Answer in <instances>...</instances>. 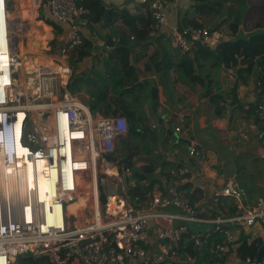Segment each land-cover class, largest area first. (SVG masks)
I'll return each instance as SVG.
<instances>
[{
	"label": "built area",
	"instance_id": "1",
	"mask_svg": "<svg viewBox=\"0 0 264 264\" xmlns=\"http://www.w3.org/2000/svg\"><path fill=\"white\" fill-rule=\"evenodd\" d=\"M139 1L148 3L151 10V36L163 38L184 54L198 47L212 51L225 39L219 30L169 24L162 0ZM9 2L0 0V54L11 58L0 61V115L10 126L19 112L25 115L19 141L28 151L25 159L32 165L33 185L22 194L19 189L23 180L15 172L21 169L17 164L20 155L12 148L5 158L0 154V161H6L14 170L5 175L15 186L6 196L0 171V264H16L19 257L27 256H45L52 264H174L180 263L176 249L183 236L189 235L201 247L215 232L223 240L211 251L213 264H225L230 248L239 241L238 231L264 225V195L255 205L245 206L244 188L237 182L226 185L220 196L232 200L237 211L229 217H201L184 190L176 185L164 187L143 205H133L124 194V178L130 189L136 182L129 177L130 168L114 155L115 144L129 132L127 119L90 113L67 88L71 69L63 59L51 60L61 67L60 72L41 64L25 73L24 85L15 87L18 37L9 17ZM37 8L42 10L41 22L67 28L65 43L56 46L55 51L63 57L78 51L83 44L82 31L89 23L88 11L78 0H38ZM32 85L35 93L30 90ZM253 115L259 126L256 137L264 143V92L255 103ZM179 131L176 127L175 132ZM194 152L191 148L189 155ZM39 167L41 176L51 182L44 198L40 197ZM108 167L115 168L116 174L107 173ZM180 172L190 175L187 168ZM89 183L92 192L87 196L81 222L68 213V204L76 198L78 189H87ZM140 184L150 185L146 179ZM110 201L114 208L107 213ZM54 207L59 208V214L48 217L46 209ZM204 224L211 228L204 229ZM241 264H264V258H246Z\"/></svg>",
	"mask_w": 264,
	"mask_h": 264
},
{
	"label": "crops",
	"instance_id": "2",
	"mask_svg": "<svg viewBox=\"0 0 264 264\" xmlns=\"http://www.w3.org/2000/svg\"><path fill=\"white\" fill-rule=\"evenodd\" d=\"M162 1L169 24H181L184 15L191 12V0ZM101 4L111 17L117 15L116 11L124 14L117 17L110 27L95 25L93 29H84L82 55L76 51L60 59L71 69L70 81L74 84L70 93L88 110L89 102L95 96L92 92H97L94 82L101 80L110 85L114 71L122 77L126 75L124 66L132 69V74L124 81L135 87V93L121 95L128 84L109 87L104 100L99 101L94 112L90 113L94 116L123 115L128 109L135 114L127 120L129 132L115 144L114 155L120 162L125 156L132 157V167L136 171L151 162L156 164L149 178L155 183L150 184L147 198L136 205H143L156 192H163L166 186L176 185L180 189L187 184L190 192L198 191L193 204L200 214L210 218L212 213L218 212L219 216L228 217L229 206L234 203L220 196V190L231 182H237L244 188L245 206L255 205L257 199L264 195V143L256 137L259 126L253 107L264 92V72L258 68L252 74L239 73L240 65L216 67L213 54L206 59L199 55L198 60H194L196 50L184 54L163 38L151 36L150 32L148 42L130 38L128 44L121 46L119 41L123 34L131 32L135 18L147 15L145 8H149L148 3L101 0ZM245 4L244 19L236 37L247 38L264 32V0H246ZM227 7L236 8V5L232 3ZM227 7L220 15L196 16L195 19L203 27L211 29L221 21ZM35 14L39 18L36 23L48 29L46 40H54V48L63 45L67 28L57 24L58 30H54L41 22V9H37ZM220 32L225 39H233L226 26ZM132 40L139 45L130 51L127 47ZM85 88L91 91L86 92ZM153 91L157 103L153 99ZM211 97H215L220 105V114L210 102ZM176 127L180 128L179 132H175ZM134 128L144 139L131 135ZM191 148L195 149L192 156L189 155ZM182 168H187L190 175L183 176ZM106 171L116 173L114 168ZM167 211L173 212L171 208ZM202 227L208 229L210 225ZM153 232H150L151 236ZM238 235V243L241 237L263 240L264 225L238 231ZM237 245L230 248L225 264H239L235 254Z\"/></svg>",
	"mask_w": 264,
	"mask_h": 264
},
{
	"label": "trees",
	"instance_id": "3",
	"mask_svg": "<svg viewBox=\"0 0 264 264\" xmlns=\"http://www.w3.org/2000/svg\"><path fill=\"white\" fill-rule=\"evenodd\" d=\"M16 2H17L16 7H17L18 15L15 17L17 19L27 18L31 21L33 15L35 14V9L37 8L38 0H16ZM191 2H192L191 12L186 13L184 15L181 24L182 25L188 24L194 27H203V25L200 24L195 19L196 16L220 15L225 7L230 6L232 3L236 5V8L227 7V12L225 15H223V17H221V21L211 28L213 30L215 29L220 31V29L223 26H226L228 31L230 32V35L233 36V39L232 38L224 39L212 51L200 47L194 49L196 50L193 53L195 55L194 60H198L199 55L201 56L200 58L206 59L210 54H213V56H215L216 59L214 63L216 67L222 65L224 67H235L237 65H240L242 66V69L240 68V70H238L239 73L252 74L258 68L261 69L262 72H264V32L251 35L247 38L235 36L240 24L244 19L246 0H191ZM78 3L88 11V14L86 16L89 19V23L87 26V28L89 29H93L95 25H99L100 27L102 25L110 27L115 23L117 17H122L124 14V12L116 11L117 15L111 17L109 15V11H107L102 6L101 0H78ZM145 9L147 10V15L144 16V14H141L140 16H137L134 20V23L131 24L132 25L131 28L130 26H128L132 30L131 32H128V34H126L125 36L123 34L122 39H120L119 41V44L121 46H125L126 44H128L130 42V38H134L141 43H145L150 40L148 34L149 32H151V28L153 25V18L149 8L147 7ZM46 24L51 26L54 30H58V26L56 23L50 22ZM40 26L41 25L39 24L35 25L36 27L35 34L39 38L38 41L40 42V46L42 47L43 45L46 44L45 43L46 42L45 40L47 38L46 32L48 31V29L43 25L42 27ZM32 31L33 30L31 29V32ZM156 40H160V38H157ZM49 45L52 46V52L50 53L51 58L60 59L61 55L57 52H53L54 40H51L49 42ZM81 47L77 51L79 55H82L80 51ZM124 68L126 70V75H123L122 77H118L117 71H114V74H111L110 85H108L107 83L101 80H98L93 83L97 89V92H92L95 94V96L94 97L92 96L94 99L89 102L88 108L90 112L93 113L98 102L104 100L106 96L105 94H107L109 87H116L118 85L123 87L127 86L128 82L126 83L124 79H128L130 77V75L132 74V69L126 66H124L123 69ZM70 79L67 84V88L69 91L72 90L74 84V81H70ZM83 83L86 84V82ZM262 84L264 85V81L262 82ZM128 86L129 87L125 89L124 92L121 93V95H130V94L133 95L135 93V87L130 86V84H128ZM84 90H86V92L91 91V89L88 88H85ZM153 93H154L153 99H155V103H157L156 101L157 96L155 91H153ZM233 100H236L235 97ZM210 102L216 109L217 113L220 114L221 113V109L219 108L220 105L216 103L215 97H211ZM123 113L124 114L121 116H124L127 120L132 119L135 115L133 112H130V110L128 109L124 110ZM115 114L116 113H113L114 116ZM131 135L139 136L142 139H144L143 135L136 128L132 129ZM121 164L126 168H130L131 173L129 177L130 179L136 182L135 187L131 188L127 194L130 202L133 205H136L137 203H140L147 198L148 193L151 189V185L155 183V181H152L149 178H151V174H153L156 164L151 162L149 165L141 167V169L136 171L132 167L133 166L132 157H128V156L122 158ZM178 168L179 167H177L176 169ZM145 179L151 180L150 182L151 185H149L148 187H144L143 185L140 184V182ZM180 189L187 192V196L189 197L190 202L193 204L198 191L190 192L189 185L187 184L182 185ZM235 212H236V207L231 203V206H229V211L227 212L226 216L228 217L233 216L235 215ZM200 216L205 217V215L203 214H201ZM216 216H219L218 212L212 213L210 217L214 218ZM222 240H223V236L221 234L217 232L210 233L209 237L206 239V243L201 247H198L194 244L192 240H190L189 235H185L183 236L182 241L178 243V248L176 249L180 263L176 262L174 264H182L185 261H190L191 264H213L214 259H213V255L211 254V251L217 244L221 243ZM247 241H248V237H241L240 243H238L239 241L237 242L238 245L235 248V254L237 258L241 262L244 261L246 258H251V259L255 258L258 260L263 259L264 244L262 240L254 239L249 243ZM16 264H52V263L45 256H38V257L29 256V257H19L16 261Z\"/></svg>",
	"mask_w": 264,
	"mask_h": 264
},
{
	"label": "bare ground",
	"instance_id": "4",
	"mask_svg": "<svg viewBox=\"0 0 264 264\" xmlns=\"http://www.w3.org/2000/svg\"><path fill=\"white\" fill-rule=\"evenodd\" d=\"M189 2V1H188ZM10 20H12V28L19 32L21 30H26L28 33L31 31V28L28 29V24H26L27 21H30L29 19L25 18V19H17L15 16H13V14L9 15ZM14 18V21H13ZM28 23V22H27ZM31 33V32H30ZM18 35V34H17ZM20 41V40H19ZM19 48V44H17V50ZM41 58H37L33 63L29 61V58H22V56L19 55V59H17L15 61L16 68L18 67H23L25 72L28 71H32L34 69H36L39 65L43 64L46 65L47 67H51L55 72H60L61 67L58 64H55L54 62L45 59L44 57L40 56ZM7 55L5 54H0V61H5L8 58L11 59L10 57H8L7 59ZM31 69V70H30ZM21 70V69H20ZM19 83L24 85L25 83V79L21 76V77H17L14 78V85L15 87L19 86ZM31 91H35L34 87H30ZM35 93V92H34ZM24 114L22 112H19L17 115V120L15 121V123L12 124L11 130L13 131V139H14V147L12 148V150L17 154L20 155L21 159L18 161V165L21 166L20 170H15V172H19L21 177H22V183L20 184V191L23 194L24 193V189L27 188L28 186H32L33 185V177H32V173H31V168L32 165L30 162H28L27 159H25V157L28 154L27 149L24 147V145H22L19 141V136L21 133V125L23 122V118H24ZM4 118L0 115V122L3 120ZM2 132L0 131V148L3 147V141H2V136H1ZM10 149L7 151L9 152ZM1 155H4V158L6 157V152L1 151L0 152ZM15 167H17L15 165ZM110 167H108L109 169ZM115 169V168H114ZM0 171L2 172V176H1V180L3 183V191L4 194L10 195V193L13 192L14 190V183H12L11 178L8 175H5L6 172H13L14 170L11 169V167L9 165H7L6 161L2 160L0 161ZM41 171L42 168L39 167L37 168V174H38V183H39V187H40V197L44 198L47 197L48 194L46 193L47 189L51 187V182L44 179L43 176H41ZM107 173H109L110 175H115L113 173H110L109 171H107ZM86 186L88 187L87 189H78V193L75 195L76 198L72 199V201L69 202L68 204V213L69 214H75L76 217L78 218V221L83 219V210L84 208L87 206V196L90 195V193L92 192V188H91V183L86 184ZM51 196H54L51 195ZM69 197V196H68ZM112 201H114L112 199ZM110 201L108 204V212L107 213H111L113 211V202ZM30 211H28L29 214ZM60 210L58 207H54L53 210H49L46 209V215L48 217H55L57 214H59Z\"/></svg>",
	"mask_w": 264,
	"mask_h": 264
},
{
	"label": "rangeland",
	"instance_id": "5",
	"mask_svg": "<svg viewBox=\"0 0 264 264\" xmlns=\"http://www.w3.org/2000/svg\"><path fill=\"white\" fill-rule=\"evenodd\" d=\"M14 5H16V2H14V1H10L9 2V7H10L11 11L13 12L12 13L13 16H17L18 15V11H16ZM37 9L38 8H36L35 11ZM38 19L39 18H37L36 14H34L33 18L31 19V21H27L28 23L26 22V24H28V29L31 28L33 30L32 32L30 31L31 33L30 32L28 33L26 30H21L19 32H17V31L14 32L15 35L18 37L17 38V42L19 44V48L17 50V54L22 56V58H24V59L25 58H29V61L32 62V63L38 57L41 58L40 56H42L45 59H48V60L51 61L50 53L52 52V46L49 45V41L50 40H45L46 44L41 47L40 46V42L38 41L39 38L35 34V31H36L35 30V28H36L35 25L37 24L36 22H37ZM53 48H54V46H53ZM53 52H56L55 49H53ZM47 56H49V57H47ZM17 71H18V74H17L18 77H21V76H23V78L25 77V73L26 72H25L23 67H21V68L18 67ZM32 77H33V74L31 75V78ZM35 83H36V81H35ZM32 87H33V85H32ZM81 222H83V219H82ZM27 257H29V256H27Z\"/></svg>",
	"mask_w": 264,
	"mask_h": 264
},
{
	"label": "clouds",
	"instance_id": "6",
	"mask_svg": "<svg viewBox=\"0 0 264 264\" xmlns=\"http://www.w3.org/2000/svg\"><path fill=\"white\" fill-rule=\"evenodd\" d=\"M4 119L0 122V129L2 130V141H3V146L2 150L4 152H7L10 148L14 147V139H13V131L11 130V127L8 123L5 117Z\"/></svg>",
	"mask_w": 264,
	"mask_h": 264
},
{
	"label": "water",
	"instance_id": "7",
	"mask_svg": "<svg viewBox=\"0 0 264 264\" xmlns=\"http://www.w3.org/2000/svg\"><path fill=\"white\" fill-rule=\"evenodd\" d=\"M11 1V0H10ZM139 45V43L135 40H132L131 43L128 45V49L130 51H133L137 46ZM132 128V125H130V129ZM127 177L124 178V188H123V191H124V194H128L130 188L128 187V183H127ZM228 185H231V183H229ZM151 225V223H150Z\"/></svg>",
	"mask_w": 264,
	"mask_h": 264
}]
</instances>
